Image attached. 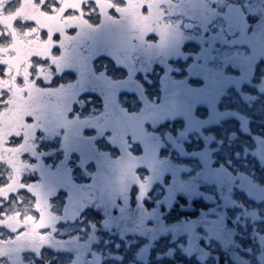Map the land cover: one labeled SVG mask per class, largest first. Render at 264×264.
Listing matches in <instances>:
<instances>
[{"label": "flooded vegetation", "instance_id": "obj_1", "mask_svg": "<svg viewBox=\"0 0 264 264\" xmlns=\"http://www.w3.org/2000/svg\"><path fill=\"white\" fill-rule=\"evenodd\" d=\"M206 1L201 0L192 16L186 14L191 9L183 8L185 0L153 3L157 15L150 18L155 15L149 14L150 0H132L131 7L140 5L138 18L128 13L131 7L125 0H0V109L21 112L17 129L4 133L7 129L0 123L4 143L20 138L19 128L31 131L33 147L46 140L75 142L82 167H74L79 176L72 178L81 182L74 181L68 190L85 205L93 172L109 173V165L140 159L136 153H144L155 136L166 149L171 143L180 148L178 156L173 155L180 191L197 189L198 194L188 203H210L209 190L241 176L244 184L259 191L263 209L257 217L264 222V38L247 33L242 25L246 38L228 39L239 26L219 22L212 4L208 11H198ZM250 1L244 0L242 7ZM258 18L247 17L246 22ZM207 21L214 31H208ZM150 22L144 38H81L93 31L107 36L111 30L131 37ZM152 106L160 113L149 116ZM26 111L37 117L32 125ZM170 153L162 157L164 172L170 171ZM61 157L72 165L76 159L72 150ZM138 205L144 207V200ZM165 210L168 216L171 205ZM85 223L79 222V232ZM24 239L13 236L5 241L13 245L7 255H14L18 264L30 251L15 247Z\"/></svg>", "mask_w": 264, "mask_h": 264}, {"label": "trees", "instance_id": "obj_2", "mask_svg": "<svg viewBox=\"0 0 264 264\" xmlns=\"http://www.w3.org/2000/svg\"><path fill=\"white\" fill-rule=\"evenodd\" d=\"M225 3L242 7L245 2L244 0H225ZM213 10L217 11V15L220 16V14H218L220 12L219 9L213 8ZM206 23L207 27L211 29L209 30L208 28V31H214L209 22L207 21ZM202 37L204 38L205 35ZM27 114L29 115L27 121L32 124L37 117H35L33 111H26L25 115ZM20 115L21 112L17 110H10L9 112L0 109V123H3L5 125L4 127L7 129L4 133H9L15 128L17 129ZM33 129H35L34 126ZM20 132L24 134V132ZM6 138L7 137H4L3 130L1 129L0 143H4ZM32 150L34 153L29 155L25 148L22 149V151L26 152L24 159L30 164V161L35 163L38 157L42 158L43 163L38 162V164L35 165V167L39 169L41 175L39 178H37V176L35 178L33 173H26L27 171L24 167L19 172L23 176H30V178H26L27 183L19 182L17 184H21L20 187L25 189H30V187L34 186L40 189L48 185L47 182H42V180H40L44 175L41 171L44 170V172L48 173L49 169L54 167V163L58 166L60 161L63 162L64 158L59 156L56 157L54 162L49 160L50 158L47 156H49L51 152V146L50 142L47 140L42 141L39 146L34 145ZM14 152V157L11 159L10 163H16V159L17 163L19 162L18 156H20L19 154L21 151L14 150ZM30 153L32 152L30 151ZM169 160L172 162L171 164L169 161V170L171 172V170L176 168L174 167V161L171 159ZM3 161L4 163L8 162L4 159ZM233 178V181L230 183H218L217 185L219 187L215 188L213 191L215 194L210 195L209 198V200L213 201V204H205L207 203L205 200L190 201V203H188L189 201L187 199H194L197 189H195V192L194 189H190L189 192L184 194L179 189V179L173 178L172 181L176 183V186L172 188L173 183H171V179L166 176L163 181V187L166 186L164 188L168 189L166 191L167 193L162 195L163 192L161 193V189H156L153 193L152 191L154 188L150 190L151 194L149 192V198L152 199L151 201L153 203L152 210H149L148 207L138 205L136 207V213H140V215H138L136 222L134 220L130 222L126 221L123 222L122 225L117 224V226L114 225L112 220L114 219L113 217L109 216L102 218L100 215L91 216L94 218V222L92 224L87 222L85 230L91 231L93 238L92 236H90V238H82L79 243L71 241L70 237H61L58 235V228L62 226L61 223L59 226L58 222L53 224L51 221L47 224L50 228L45 232L35 225L38 220L42 221L44 218L38 219V217L30 215L20 217V220H22L20 225L22 227L15 231V228H10L6 222L2 221V219L5 220V218L11 217V214L5 215L0 211V247H5L6 240H11L13 236L15 237V235L21 232L26 239H24L25 241L23 243H19V246L15 247H17L18 250L22 247H27L30 251H25L24 255L26 253H34V256L40 258L39 260H34L33 263L31 262L32 264L39 261L41 264H59L54 261V256L51 257L52 253L60 252L59 249L61 252L67 251L69 255L73 256L72 264H101V259L103 258L102 264H230L228 258L230 254L238 256V258L235 257V259L232 260L235 264H253L257 250L264 253V239L261 238V236L264 235V228H262L263 221L258 220L257 217L259 216L258 214L261 213V208L263 209V207L260 204V200L257 199L258 197L260 198L259 191L252 189V187H249L246 183L244 184L241 176L234 175ZM77 181H81V179ZM77 181L75 180V182ZM208 190L202 189L201 191L203 193ZM170 192H174L172 195L174 196L173 198L170 196ZM27 194L29 195L30 192L27 191ZM33 196L35 195L33 194ZM166 196L169 198L163 200ZM23 197L24 196L17 197V199ZM200 198L204 199V196H200ZM85 199L92 200L93 197L92 195L91 197L87 195ZM168 201L171 203V210L167 216L165 215V208L161 207V205H164L163 203L167 204ZM189 208L193 210L197 209L200 212H190ZM240 209H243L242 213ZM151 211L152 213H150ZM89 212L93 213L90 210ZM212 213L215 216V220L212 221L210 225V214ZM149 214H151L154 219L149 218ZM207 214L209 215L206 216ZM235 214H238V216ZM244 215H250L249 219L242 217ZM99 217L102 219H99ZM205 217L209 219L204 221ZM45 218L50 219V217ZM52 218H54V216H52ZM184 221H188L185 226L183 225ZM105 223L115 232L109 239L104 238L106 237L105 231L101 232L104 229ZM135 223L140 226H137ZM100 224L103 225L101 228H99ZM199 224L215 225L216 227L209 231L208 228H210V226H202L199 229V226H197ZM180 226H184L185 229L192 227L193 230L187 235L188 237L186 235L182 236L181 234H175ZM142 227H145L146 231H141L140 228ZM217 227H220L218 232L216 230ZM240 227L246 229L247 238L241 236ZM74 232L81 233L78 230ZM98 234H101V237L96 239ZM190 235L193 237H189ZM225 236L228 237L227 249L224 247L225 243H223L225 241ZM233 239H235V241H233ZM151 240H153L152 245L149 244ZM244 240L247 241L246 245ZM94 241H97L96 243L99 241L100 244H102L101 247L105 245L103 249H100L101 254L89 247V244L92 245ZM106 241L107 244L105 243ZM9 245L13 247L12 244ZM76 248H81V250L77 251ZM250 252L253 254L252 257L249 256ZM73 254H78L82 259L77 261ZM11 256L13 257L14 255L10 253L8 257L10 258ZM22 258H24V256H22ZM262 260H264V258H262ZM16 262L18 264V260H16Z\"/></svg>", "mask_w": 264, "mask_h": 264}, {"label": "rangeland", "instance_id": "obj_3", "mask_svg": "<svg viewBox=\"0 0 264 264\" xmlns=\"http://www.w3.org/2000/svg\"><path fill=\"white\" fill-rule=\"evenodd\" d=\"M131 1L132 0H125V2L127 3V8L131 7ZM162 1L163 0H150L151 5H147L149 6V14L150 15L155 14L150 16V18H153L157 15L156 13L157 9H155L154 5L155 4L159 5V3H161ZM166 1L164 0V2ZM208 1L210 2L206 1L207 5L201 6L202 8H198V11H208L211 8L210 5L212 4V9L217 8L220 11L218 14H220L221 18L220 16L218 17L221 20H219V22L225 19L230 22L229 23L230 26H233L236 29L237 26H239V29L236 30L237 34L234 36H228V39L244 40L246 38V34H242L240 31V29L243 28L242 25L244 26V28L247 29V33L251 34L253 32L256 35L258 34L256 38H264V34H263L264 33V0H251L249 3H246L245 7H241V6L239 7L238 5H233V4L226 5L225 0H208ZM199 3H201V0H185V2L183 3L184 10L191 9L190 12L186 11V14L192 16L194 10L197 8ZM68 6L69 5L67 4V7ZM139 6L137 8H135V6L131 7V9L128 10V13L131 12L132 15L139 16L138 12H136ZM123 12H124V16H127L126 14L128 13H126L125 11ZM247 17H249V19H255L258 17L259 18L256 22L249 24L248 22H246ZM138 18H140V16ZM151 23L152 22H150V24L147 23V25L142 27V29L139 30L138 33L137 32L132 33L130 35L131 37H127L123 33L124 32L123 30H113V31L111 30V32H109L107 36H104L102 32L93 31L90 32L89 35L86 33L82 34L81 38L82 39L84 38V40H88V41H94L95 39H105L108 41L112 40L113 42H115V40L121 42V40L123 41L126 38L133 39V37L135 39L144 38L147 37V34L150 32ZM204 26L206 27L205 24ZM110 35L113 36V39H110ZM175 37H180V35ZM191 39H194V37L191 36ZM81 61L82 60L80 59L79 62ZM79 74H80V68L78 75ZM58 111L61 112L62 110L58 109ZM160 111H161L160 108H155V106H152L151 109L148 111V115L151 116L152 113L159 114ZM132 114L133 112H131L129 115H126L127 118L130 119V116ZM138 118L141 119L146 117L143 116ZM135 123L139 124L138 121H135ZM151 123H152L151 125L154 126L153 121H151ZM148 128L149 126L147 127V129ZM19 130L24 132V134H22L20 138L18 139L11 138L10 140L12 142H5L0 146V211H2V214L5 215L11 214V217H7L5 218V220L2 219V221L6 222L10 228H15V231L19 230V228L22 227L20 225L22 222V220H20V217L30 215L33 217L34 216L38 217V219L44 218L42 219V221L38 220L35 225L43 229L42 231L45 232H47V229L50 228L47 224L50 223L51 221L53 224L55 222H58L59 226L62 224L61 227L63 228L61 227L58 228L59 231L58 235L61 237H70L71 241L79 243L82 238H90V236H92L93 238V235L89 230H83L82 233L74 232L75 230L79 229L78 227L80 221L82 220L86 221V225L87 222H90V224H92L94 222V218L91 216L101 214L102 218L109 216L113 217L114 219L112 220L115 226H117V224L122 225V223L126 221L130 222L131 220H134L136 222L138 215H140V213H136L137 212L136 206L138 205V203L144 200V206L148 207L149 210H152L153 203H150L152 199L149 198V192L152 188H154V190L152 191L153 193L156 191V189L159 190L161 189L160 190L161 193L163 192L162 195H164V193H167L166 191L168 189L164 188L166 186L163 187L164 185L163 181L166 176H168L171 179V183H173L172 188L176 186V183L172 180L173 178L178 179V175H177L178 169L177 168L173 169L171 170V172L170 171L164 172L163 168L165 167V165L162 163V157L166 158L170 150L171 157H169L168 159H171L176 163V159L174 160L173 155L177 157L178 150H180V148L176 144L171 143L170 144L171 147L169 149H166L168 145L164 144L161 139L158 140L156 139L155 136H153V138L150 139V141H148L145 152L143 153V151H138L136 153V155H141L139 156L141 157L140 159H136V160H130L129 158L124 159L119 167L109 165L110 167L109 173H105L102 169H99L97 173L93 172V174L91 175L92 180L90 183L92 185L91 187L92 191H90V193L93 199L88 200V203L85 202L86 203L85 205H82L83 201L81 202L80 198L73 197L72 193L68 190V188L69 189L72 188L73 182L75 181L73 178H78L79 176V174H77V170L74 169V167H78L79 169L82 167L81 164L82 160L79 159V154L77 152L80 150L78 149L76 143L73 141L71 142L64 141L60 143L58 142L56 144L50 142L51 152L49 156H47L50 158L49 160L51 162H54L56 160V157L61 156L62 152L63 154H65L66 152H68V150H72L73 152H75V157H76V159H74L73 165L69 164L70 160L67 163V159H63V162L60 161V164L58 166L55 165L54 163L53 164L54 167L49 169L48 173L44 172V170L41 169L42 171L41 170L40 171L44 175L43 177H41L40 180H42V182L43 181L47 182L48 185L40 189H37L36 186L30 187V189H25L23 187H20L21 184H17V183L19 182L27 183V179H29L30 176L29 177L23 176L19 171H21V169L25 167L27 171L26 173L28 174L33 173V176L35 178L36 176L37 178H39L41 173L39 172V169L35 167V165L38 164V162L43 163V161L42 158L38 157L35 163L30 161V164H28L26 159H24L25 155L23 156L24 151H22V149L25 148L27 152L31 151L32 153H34V151L32 150L34 147L31 145L34 144V142H31L30 140L31 131L28 132L27 130H22L21 128H19ZM126 144L127 146H129L128 143ZM14 150L21 151V153H23L22 155L18 156L19 158L18 163L16 159L17 164L14 162L10 163L11 159L14 157L13 156V154L15 153ZM56 151H59V153H56ZM81 157L84 159L82 155ZM3 159L8 162L4 163ZM100 160L103 161V159ZM150 173L152 174L151 176H149ZM189 173H187L186 176H188ZM218 178L222 179V175L219 170H218ZM77 182H81V181H77ZM216 187L219 186L216 185ZM56 188L63 191L62 194L54 191ZM113 189L116 190L113 191ZM83 190H85L84 187H82V191ZM214 190H209L208 194L210 193L209 195H214L215 194L213 192ZM27 191L30 192L29 195L27 194ZM32 193L35 196H33ZM173 193L174 192H170V196H172ZM21 196L24 197L21 199H17V197H21ZM173 197L174 196H172V198ZM168 198L169 197L166 196L163 200H166ZM257 199H259V197ZM118 200H122V203H120ZM163 204L165 206L161 205V207H164L165 209L169 208L171 205L170 201H168L167 204L165 203ZM210 204H213V201L210 200ZM87 206H92L94 208L89 209ZM89 210L93 213H90ZM240 211L242 213L243 209H240ZM150 213H152V211ZM208 215L209 214H207L206 216ZM235 215L238 216V214ZM52 216H54V218H52ZM45 217H50V219H47ZM148 217L154 219L151 214H149ZM214 218H215L214 214L213 213L210 214V225L212 221L215 220ZM208 219L209 218L205 217L204 221H207ZM183 223H184L183 225L185 226L188 223V221H184ZM263 223H262V228H264ZM135 224L137 226H140L137 223ZM210 225L199 224L197 226H199L200 229L202 226L206 227ZM102 226L103 225L100 224L99 228H101ZM184 226H180L175 234H181L182 236L184 235L187 236L190 233V231L193 230L192 227L185 229ZM215 227H216L215 225L210 226L208 230L210 231L212 228ZM140 230L146 231V228L142 227L140 228ZM216 230L218 232L220 230V227H217ZM104 231L106 233V237H104L105 239L107 238L109 239L115 233L113 229L109 228V225L106 223L104 229L101 232ZM246 233H247L246 229L244 227H240L241 236L247 238L248 235ZM15 237L16 239H18L24 237V235L23 233L20 232L19 234L15 235ZM100 237L101 234H98V237L96 239H99ZM189 237H193V236L190 235ZM261 238L264 239V235H262ZM224 239H225V241L223 242L225 243L224 247L227 249L228 237L225 236ZM246 240H244L245 245L247 243ZM107 241L105 242L106 244ZM152 241L153 240L149 241V244L152 245L153 244ZM233 241H235V239H233ZM96 242L94 241L92 245L89 244V247L101 254L100 249H103L105 245L101 247L102 244H100L99 241L98 243ZM11 250L12 247L7 244H5V247H0V257H1L0 259H3L4 261L6 258H9L7 253L12 252ZM76 250L79 251L81 250V248H76ZM59 251L60 252H54L51 255V257L54 256L55 262H58L59 264L73 263L72 262L73 256L69 255L67 251L61 252L60 249ZM73 255L77 261H80L82 259V257L79 256L78 254H73ZM252 255H253L252 252H250L249 256L252 257ZM23 256L25 262L23 261L22 264H28V263L32 264L34 260L40 259L34 256V253L33 254L26 253ZM11 257L9 264H17L16 260H13V257L12 258ZM235 257L238 258V256H235V254L228 255L230 264H235L232 261L233 259H235ZM262 258H264V253H261L260 250H257L253 264H264V260H262ZM103 259H101V264L103 263ZM0 264H3L2 260H0ZM34 264H41V262L39 261Z\"/></svg>", "mask_w": 264, "mask_h": 264}]
</instances>
